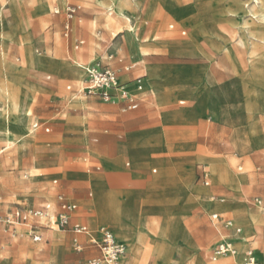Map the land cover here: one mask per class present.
Masks as SVG:
<instances>
[{
    "label": "rangeland",
    "instance_id": "rangeland-1",
    "mask_svg": "<svg viewBox=\"0 0 264 264\" xmlns=\"http://www.w3.org/2000/svg\"><path fill=\"white\" fill-rule=\"evenodd\" d=\"M108 1L0 0V99L9 115L0 122L5 133L0 134V196L5 200L0 213H10L22 200L35 208L56 202L65 194L66 181L77 176L80 193L73 197L70 188L67 196L92 229L107 226L125 240L128 254L120 264H156L154 240L163 227L173 242L172 264L218 263L221 259L214 261L212 254L227 231L212 221L215 211L242 228L246 253L251 250L260 262L264 211L255 200L264 202V0ZM115 4L137 22L140 37L141 51L121 54L122 62L111 59L100 43L120 31L115 40L127 29L134 32ZM69 7L77 8L72 18ZM77 38L85 40L78 50ZM130 65L135 68L127 71ZM93 66L112 67L120 83L132 73L150 77L146 92L134 94L143 99L141 107L124 112L119 101L106 103L82 92ZM14 83H21L20 90ZM36 121L49 124L52 132L32 135ZM71 161L78 166L71 167ZM202 164L210 168L209 186L197 177ZM96 166L102 170L95 171ZM162 172V181L155 180ZM117 175L128 181L104 188L123 193L141 184L143 201L160 200V205L138 202L125 192L111 208L93 178ZM172 177L175 182L167 184ZM240 177L235 189L232 181ZM54 179L59 186H53ZM88 184L94 188L92 198L85 192ZM182 189L192 200L183 208L175 201ZM220 205L231 210L225 213ZM171 209L178 219L167 222ZM236 214H255L259 221L246 229ZM47 230L39 244L30 238L0 239V264H78L81 258L101 257L88 237ZM241 239L237 255L220 263L245 261ZM76 244H82L81 252Z\"/></svg>",
    "mask_w": 264,
    "mask_h": 264
},
{
    "label": "built area",
    "instance_id": "built-area-1",
    "mask_svg": "<svg viewBox=\"0 0 264 264\" xmlns=\"http://www.w3.org/2000/svg\"><path fill=\"white\" fill-rule=\"evenodd\" d=\"M76 7H69L67 10L68 17L72 18L76 13ZM60 10L56 11L59 14ZM70 26H66V34L70 35ZM83 45V42L80 43ZM79 46V45H78ZM77 46V48H78ZM112 59V57H110ZM120 62L123 60L120 59ZM128 67L127 70H130ZM82 92L86 95H93L100 97L104 102L117 104L119 102H126L123 111H134L139 109L140 100L134 94H131L126 85L120 83L119 74L110 66L100 68L93 66L87 69V79L84 82ZM72 91V86L67 87ZM143 92V91H140ZM41 124H33V130L40 129ZM46 132H50V128H46ZM201 178L205 186L210 185V174L206 167L202 168ZM57 183V182H55ZM92 195L91 190H88ZM2 197L0 196V203ZM255 202L260 205L264 211V202L256 199ZM78 209L76 204L70 203L64 196H59V209L57 210L51 203L44 204L38 208L32 207L28 202H21L16 204L14 209L8 214L0 213V239L3 242H9L11 239L19 240L24 237H29L35 243L43 241L42 230L70 231L78 236H89L91 243L97 246L101 252L100 258L82 259L78 264H120L121 259L127 255V246L121 242L109 228L101 227L97 231V235L89 226L73 220V214ZM212 220L216 223H221L225 228L234 230L236 234H241L242 229L237 227L232 220L222 218L218 214L212 216ZM6 246H3L4 249ZM234 242L231 238L226 237L214 248L212 259L214 261L220 260L223 257L234 254ZM78 252L82 251V246L76 244ZM245 264H259L258 258L254 253H250L245 261Z\"/></svg>",
    "mask_w": 264,
    "mask_h": 264
},
{
    "label": "crops",
    "instance_id": "crops-1",
    "mask_svg": "<svg viewBox=\"0 0 264 264\" xmlns=\"http://www.w3.org/2000/svg\"><path fill=\"white\" fill-rule=\"evenodd\" d=\"M108 2H109L108 0H105V3H108ZM57 10H60V9H57ZM60 12H61V10H60ZM120 20L121 19L117 20L116 22L111 20V22L118 23V21H120ZM122 20H125L129 25L132 23V24L136 25V27H137V22H132L131 19L128 17V14H127L126 18L125 19H122ZM70 32H71V30H70ZM125 32H126L125 35L122 38H119L117 40H115V38L118 37L120 33H124V31H120L118 34H114V38H110V39H107V40H104V39H101L100 40V43L103 46V49H106L107 50V53L110 54L112 58L114 56H117V57H119V60L120 59L123 60V58H121V54L127 53V52L130 53V52H139V51H141V46L139 44L140 37H139V34L137 33V30L135 32H130V30L127 29V30H125ZM81 42H83V45H85V40L78 39V38L76 39V41H75V43H76L75 48L77 50L80 49V47L83 46V45H80ZM77 46H78V48H77ZM99 53H100V55H102V52L101 51H99ZM128 67H131L130 70H133L135 68L134 65H130ZM128 67H126V70H127ZM57 69H58V67H57ZM127 71H129V70H127ZM127 77H128V80L125 81V82H123L122 84L126 85L127 90L131 94H138L140 96V95H143L146 92V90H143V89L150 84V77H148L146 75L136 76L135 73L129 74V75H127ZM119 78H120V76H119ZM85 80H84V82H85ZM84 82H83V84H84ZM14 84L17 85L18 89L20 90L21 83H14ZM142 90H143V92H140ZM139 100L141 102L143 99H139ZM0 101H2V102H0V122H6V120L9 119V115L7 114L8 106H7V104L3 100L0 99ZM126 104H127L126 102H122L121 101L117 105H122L123 106V109H124V107L126 106ZM141 104H142V102H141ZM141 104H140V107H141ZM184 104H185V102H181V105H184ZM13 117H14L13 114L10 115V124L11 125L14 124V121L12 119ZM35 123H40V122L39 121H36V122H33L32 123V125H31L32 135L36 136L41 131H43L46 134H49V133L52 132V129L49 127V124H46V123L45 124L40 123L41 124L40 129L34 131L33 130V124H35ZM46 128H50V132L49 133L46 132ZM47 145H48V147H50L51 146V142H48ZM39 164H40L41 167H43V166H45L46 162L43 161L42 163L40 162ZM127 165L129 166L130 164H127ZM70 166L71 167L78 166V161H71L70 162ZM203 167H206L207 170H208V172H209V174H210V183H211V180H212V175H211V172H210V168H208L207 165L202 164V165L198 166V174H197V177L201 180V182L205 186V184H204V182H203V180L201 178L202 168ZM163 169H165V168H163ZM101 170H102V167L101 166H96L95 167V171H98L99 172ZM153 172L154 173H157L158 170L154 169ZM163 178H164V173L162 172L159 176L155 177L154 179L155 180L162 181ZM240 180H241V177L240 178H237V179H233L232 183H233V187L235 189L237 187V184L236 183L240 182ZM126 181H128V179L122 177L121 175L120 176L117 175V176H113V177H109V178H105L103 176H97V177L93 178V183L96 185L97 190H99L100 192H102L104 194V196L106 197V200L109 203V205H110L111 208L117 202H121V200L123 199V195H124L125 192H127L131 198L137 200L138 202H142V203H146V204H159L160 200H150V201H147V202L143 201L144 198H143V196H141V194L139 192L140 191V186H144V185H141V184H135V185H133L131 187H127L126 191H124L123 193L113 192V191H111V190H109L107 188H104V186H103V184H106V183H109V182H111V183H113V182H121L122 183V182H126ZM55 182H57V183H55ZM173 182H175V179H173V177H172V179L170 180V182L167 181L166 183L167 184H170V183H173ZM52 184H53V186L57 187L60 184V180L59 179H54L52 181ZM81 184L82 183H81L80 177H77L76 176V177H74L72 179H68L66 181L65 188L63 189L65 194H61L59 196H64L70 203L76 204L78 206V209L73 214V216H74L73 217V220L74 221H79V222H81V223L89 226L90 229L93 231V234L94 235H97V231L101 227H106V228H108V227L107 226H100L96 230L92 229L91 226L88 225L87 223H85L83 221L82 217L80 215H78L79 205L75 202L74 199H72L70 196H67L69 194V189L70 188L72 189L73 197L75 195H78L80 193L78 186L81 185ZM89 189L91 190L92 195L89 194V192H88ZM85 192L88 193V195H89L90 198H92L94 196V188L92 186H89V184L86 186ZM205 192L208 194L210 192V189H206ZM189 194L190 193H188V191L186 189H182L181 191H179L178 198L175 199L176 203L177 204H180L181 205L180 207H182V208L185 206V204L186 205H191L192 204L191 203L192 200H191V196ZM4 201L5 200H3V198H2V202H4ZM21 202H28L29 205L31 206V203H30L29 200H22V201L17 202L16 204L21 203ZM48 203H51L57 210L59 209V197L57 198L56 202H46L45 204H48ZM214 206H218V205H214ZM220 206H222V207L225 208V213H227L228 211L231 210V207H229L228 205H220ZM172 211L173 210L171 209V214H172ZM215 214L222 215L220 213V211H215ZM213 215L214 214H212V216ZM175 218L178 219L177 217H174L173 214H172L169 217H167V222L172 221ZM225 218H228L229 220H232L237 227L241 228L238 224H236V222L231 217L226 216ZM179 220L181 221V219H179ZM236 220H237V222L240 225H242L243 227L245 226L246 229L252 223H256V222L259 221L258 217L255 214H248L247 217H243V218H241V216H238L236 214ZM221 225H223V224H221ZM225 229L227 231V236L223 237L222 239H224L226 237L231 238V240L234 242V247H236V244H237L236 241L238 239L242 238L241 239V244H242L241 253H242V255L247 254L246 253V250L248 248V244H247L248 243V240H247V237H246V233L241 236L242 233L241 234H236L234 230H230V229H227V228H225ZM110 230L113 231V233L115 234V236L121 242H123V243L125 242V240L123 238H121V237L119 238L117 236V234L115 233L114 230H112V229H110ZM47 231H49V232H68V231H58V230H47ZM71 233H73V232H71ZM42 235H43V240H44L45 233L42 232ZM86 237H88V239H89V244L92 247L97 248L99 250V248L97 246H95V245H93L91 243V238L89 236H86ZM24 238H29V237H24ZM19 240H22V239H19ZM80 245L82 246V244H80ZM154 247H155V255L153 257H154V260L156 261V264H172V262H171V251L173 249V242H172V240H169L167 238L166 228L165 227H163L160 230V232L157 234V238H156V240L154 242ZM1 249L7 251V247H5L4 249L1 248ZM89 252H91V254H93V255L95 254L93 250H90ZM127 254H128V252H127ZM262 254L264 255V252L263 253H260L258 255L259 258L261 259V261L259 262V264H261V262H262V256H261ZM232 258H233V256L224 257L218 263L222 262L223 260H230ZM82 259H90V258H81V259H79V261L82 260ZM123 260H125V258H123ZM126 260H128V259H126ZM218 263H216V264H218ZM229 263H231V262H229ZM243 263L244 262H240L239 264H243Z\"/></svg>",
    "mask_w": 264,
    "mask_h": 264
},
{
    "label": "bare ground",
    "instance_id": "bare-ground-1",
    "mask_svg": "<svg viewBox=\"0 0 264 264\" xmlns=\"http://www.w3.org/2000/svg\"><path fill=\"white\" fill-rule=\"evenodd\" d=\"M130 1V0H129ZM115 2H116V0H115ZM120 2V1H119ZM111 4H114V3H111ZM119 4V3H118ZM132 4V3H131ZM256 4H259V1H257L256 2ZM128 5V2H126V3H124V5H123V7L125 6H127ZM114 6H116V4L114 5ZM117 8L116 9H118L119 11V14H120V17L121 16H124V17H126L127 16V13L123 10V9H121L122 8V6H116ZM130 7H131V5H130ZM109 11L111 12V14H110V17H112L114 14L112 13L113 12V9L112 8H109ZM129 11V10H128ZM258 12V11H257ZM259 16V15H258ZM112 21H114V19H111ZM131 27H132V30H134V32H135V29H136V27H135V25L134 24H132L131 23ZM67 75V73L65 72L64 74H63V76H66ZM74 75L72 74V77H73ZM74 78V77H73ZM75 81H78V77L76 78V79H74ZM84 82V81H83ZM0 134H5V133H2V132H0ZM9 138V141L11 142V143H13L14 142V137L13 136H9L8 137ZM117 217V216H116ZM120 217V216H119ZM122 217V216H121ZM120 217V218H121ZM114 219H115V217H114ZM123 221V220H122ZM145 222V221H144ZM147 222V221H146ZM116 223V222H115ZM119 223V222H118ZM140 223V222H139ZM119 225V224H118ZM122 225V224H121ZM120 225V226H121ZM121 228H122V226H121ZM119 229V228H118ZM122 231V230H121ZM129 232V231H128ZM122 233V232H121ZM125 232H123V234H124ZM156 240V239H155ZM154 240V241H155ZM137 244V243H136ZM135 247V246H134ZM152 250V249H151ZM147 252V251H146ZM152 252V251H151ZM233 253L234 254H232V255H229V256H234V255H237V253H238V250L236 249V247H234L233 248ZM250 253H254V252H252L251 250L250 251H248L247 252V254H250ZM137 254H139V252H137ZM247 254H246V258H247ZM148 255H149V253H148ZM254 255H255V253H254ZM143 257V256H142ZM150 257V256H149ZM227 257V256H226ZM258 258V257H257ZM149 259V258H148ZM123 260V258L121 259V261ZM146 261V260H145ZM245 261H246V259H245ZM245 261H244V263L243 264H245ZM123 264V263H122ZM218 264H224V263H218Z\"/></svg>",
    "mask_w": 264,
    "mask_h": 264
}]
</instances>
